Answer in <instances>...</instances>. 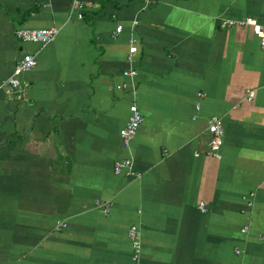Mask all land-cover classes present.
I'll return each mask as SVG.
<instances>
[{
    "label": "crops",
    "instance_id": "crops-1",
    "mask_svg": "<svg viewBox=\"0 0 264 264\" xmlns=\"http://www.w3.org/2000/svg\"><path fill=\"white\" fill-rule=\"evenodd\" d=\"M73 1L0 0V264H264V0Z\"/></svg>",
    "mask_w": 264,
    "mask_h": 264
},
{
    "label": "built area",
    "instance_id": "built-area-1",
    "mask_svg": "<svg viewBox=\"0 0 264 264\" xmlns=\"http://www.w3.org/2000/svg\"><path fill=\"white\" fill-rule=\"evenodd\" d=\"M83 2L82 0H74L72 4V9L75 8H82ZM83 12L79 11L78 16L83 17ZM221 24L223 26L228 25H251L253 27L254 32L258 35L260 38V43L262 46H264V22H261L256 16L253 15H246L241 18H224L221 21ZM117 31H120L122 29V24H119L117 26ZM58 33V28L56 26H49V27H18L16 29V35L18 38L22 40H30V41H37L42 44H45L52 39L56 37ZM136 50V46H131V51ZM38 62V59L36 57L35 53L32 52H25L23 56L19 59L16 65L15 72L8 77L5 81L13 84V85H19L21 80L19 77V73L24 70H28L30 68H33ZM136 68L127 69L125 70V73H136ZM255 94L254 89H249L248 96L253 97ZM199 95H202V92H199ZM201 104L200 102H197V108H200ZM143 120V114L137 104L131 105V113L121 129V135L123 137L124 144L126 146L130 145L133 137L135 136L141 122ZM208 128L211 131V137L209 140V152L216 156L221 157L222 156V145L224 143V126H223V120L222 117L218 114H212L209 116L208 120ZM128 163V159H122L116 161L115 169L117 172L121 171L122 167ZM97 202L101 203L105 210H108L110 207V201H101L100 199H97ZM200 205L202 209H206L205 201H201ZM60 225H66V221H60ZM129 236L132 240V243L135 247V253L134 258H138L140 254V248H141V241L139 237V228L136 224H132L129 229Z\"/></svg>",
    "mask_w": 264,
    "mask_h": 264
}]
</instances>
